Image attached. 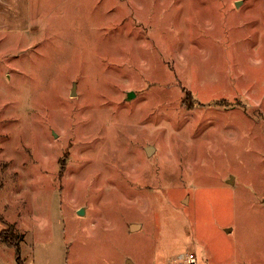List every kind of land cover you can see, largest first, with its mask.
<instances>
[{
	"label": "rangeland",
	"instance_id": "374dc122",
	"mask_svg": "<svg viewBox=\"0 0 264 264\" xmlns=\"http://www.w3.org/2000/svg\"><path fill=\"white\" fill-rule=\"evenodd\" d=\"M3 224L26 264H264V0H0Z\"/></svg>",
	"mask_w": 264,
	"mask_h": 264
},
{
	"label": "trees",
	"instance_id": "16d2710c",
	"mask_svg": "<svg viewBox=\"0 0 264 264\" xmlns=\"http://www.w3.org/2000/svg\"><path fill=\"white\" fill-rule=\"evenodd\" d=\"M19 238L18 237L16 238L14 233L7 232L6 229H4L0 232V244L5 243L7 246L15 247V249L17 250V253H18L17 254V264H26L24 259H22L21 255H20L21 243H22L23 238L20 240H19Z\"/></svg>",
	"mask_w": 264,
	"mask_h": 264
},
{
	"label": "crops",
	"instance_id": "0c3cea01",
	"mask_svg": "<svg viewBox=\"0 0 264 264\" xmlns=\"http://www.w3.org/2000/svg\"><path fill=\"white\" fill-rule=\"evenodd\" d=\"M3 226L4 227L1 229V231L6 229V225L3 224ZM197 258H198V256H197ZM187 259H188V255H187V257L186 256H182L181 258H179L180 261L179 260H175V261L170 262L169 264H188ZM126 262H127L126 264H136V262L134 260H132L131 258L127 259ZM198 263H199V261H198ZM258 264H261V263H258Z\"/></svg>",
	"mask_w": 264,
	"mask_h": 264
},
{
	"label": "water",
	"instance_id": "95a60500",
	"mask_svg": "<svg viewBox=\"0 0 264 264\" xmlns=\"http://www.w3.org/2000/svg\"><path fill=\"white\" fill-rule=\"evenodd\" d=\"M239 2L240 1H237V5L239 4ZM76 93V89L75 88H73V90H72V94H75ZM135 95V93L133 92V91H130L129 92V94H128V96L131 98V97H133ZM147 150H148V152H151V150H152V146H149L148 148H147ZM85 212V208L84 207H81L79 210H78V213L79 214H83Z\"/></svg>",
	"mask_w": 264,
	"mask_h": 264
},
{
	"label": "built area",
	"instance_id": "2783aa9c",
	"mask_svg": "<svg viewBox=\"0 0 264 264\" xmlns=\"http://www.w3.org/2000/svg\"><path fill=\"white\" fill-rule=\"evenodd\" d=\"M187 261H188V264H199V263H198V258H197V256H196V254L193 253V252H190V253L188 254V259H187Z\"/></svg>",
	"mask_w": 264,
	"mask_h": 264
}]
</instances>
